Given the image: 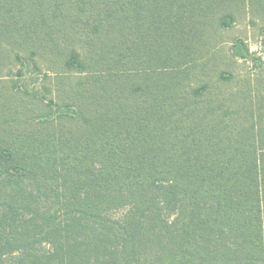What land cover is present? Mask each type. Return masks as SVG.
Returning a JSON list of instances; mask_svg holds the SVG:
<instances>
[{
    "label": "trees",
    "instance_id": "16d2710c",
    "mask_svg": "<svg viewBox=\"0 0 264 264\" xmlns=\"http://www.w3.org/2000/svg\"><path fill=\"white\" fill-rule=\"evenodd\" d=\"M245 2L0 0V264H264Z\"/></svg>",
    "mask_w": 264,
    "mask_h": 264
},
{
    "label": "rangeland",
    "instance_id": "374dc122",
    "mask_svg": "<svg viewBox=\"0 0 264 264\" xmlns=\"http://www.w3.org/2000/svg\"><path fill=\"white\" fill-rule=\"evenodd\" d=\"M246 0L245 3H247ZM233 24L230 25L227 29L222 31L223 37L221 41H225V51L229 54L233 53L232 42L242 41L243 45L248 47V57L246 61L241 60L242 65L252 66L253 64L260 65L261 62H264V54L261 51V36H260V27L264 24V11L262 7L255 8V10H244V7L241 11L234 13ZM161 39L156 40L158 45L162 40H165L164 36L158 34ZM260 59V60H259Z\"/></svg>",
    "mask_w": 264,
    "mask_h": 264
}]
</instances>
